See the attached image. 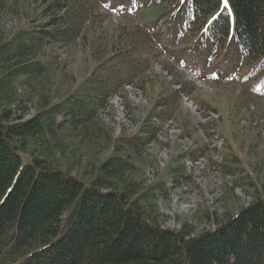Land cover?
I'll return each mask as SVG.
<instances>
[{"label": "trees", "instance_id": "1", "mask_svg": "<svg viewBox=\"0 0 264 264\" xmlns=\"http://www.w3.org/2000/svg\"><path fill=\"white\" fill-rule=\"evenodd\" d=\"M13 1L0 0V12ZM130 2L140 8L169 6L164 28L151 27L152 32L163 29L166 45L154 46L146 29L139 44L117 45L63 101H41L27 119L15 83L46 76L44 50L74 42L81 19L55 15L0 45V67H7L0 75V264H264L263 186L254 187V195L246 193L253 198L248 206L225 213L215 229L194 235L189 223L179 230L164 227L157 208L159 198L189 181L186 174L176 172L165 180L159 174L146 189V182L125 174L128 153H143L164 130L152 117L159 115L163 126L176 120L171 116L180 106L178 92L163 96L160 110L150 108L136 132L114 140L116 154L95 172L74 175L53 157L64 147L66 130L89 142L109 139L103 132L107 127L96 126L102 108L127 84L143 88L139 81L146 70L172 48L182 55L203 54L207 65L222 60L231 82L264 99V0ZM173 56L190 65L191 59ZM203 152L200 147L183 157L195 160ZM226 161L224 172H244L233 152ZM248 178L245 183L253 185Z\"/></svg>", "mask_w": 264, "mask_h": 264}, {"label": "rangeland", "instance_id": "2", "mask_svg": "<svg viewBox=\"0 0 264 264\" xmlns=\"http://www.w3.org/2000/svg\"><path fill=\"white\" fill-rule=\"evenodd\" d=\"M125 4L129 1L15 0L0 12V45L21 30L40 25L55 15L81 19L80 33L74 42L67 46L55 43L44 50L43 59L49 67L46 76L36 81L22 78L15 83L16 96L25 102V111H29L26 119L38 112L37 104L45 99L50 98L52 104L63 101L102 60L114 53L117 45L124 42L139 44L146 29L154 36V46L166 45L167 36L163 29L152 32L151 27L162 25V14L169 6L136 8ZM167 53L178 55L182 60L191 59L190 67L212 81L195 83L176 63L158 57L139 81L145 90L125 85L100 111L96 126L105 125L107 128L104 126L103 132L109 139L103 141L98 137L99 140L93 138L89 142L66 130L68 133L62 140L64 147L59 149L62 155L56 150L52 154L55 153L53 157L63 168H71L74 175H89L116 154L114 140L121 132L129 133L133 126L139 128L150 108L160 110L159 100L172 91L178 92L180 106L171 116L176 120L163 126L162 136L143 153H128L129 165L125 174L146 182L143 184L145 189L157 182L159 174L161 180L171 179L176 172L191 176L189 182L180 181L173 187L166 199L159 198L157 208L164 219V227L179 230L189 223L194 228L193 234L197 235L215 229L225 213L235 214L241 207L248 206L253 198L246 193L254 195L255 188L264 187V99L246 93L240 85L231 82L225 75L222 60L207 65L203 54L200 57L193 56V53L182 55L174 48ZM5 69L7 67H0V75ZM186 87L192 89L193 99L204 119H199V113L184 104ZM202 131L209 139L202 137ZM188 133L193 139L187 136ZM200 147L204 157L198 156L195 165L189 161L193 167L187 173L185 164L189 156L183 155ZM231 152L237 156V165L244 171L233 176L223 170ZM245 177L255 183L246 184Z\"/></svg>", "mask_w": 264, "mask_h": 264}, {"label": "built area", "instance_id": "3", "mask_svg": "<svg viewBox=\"0 0 264 264\" xmlns=\"http://www.w3.org/2000/svg\"><path fill=\"white\" fill-rule=\"evenodd\" d=\"M128 85H130V84H128ZM131 86V85H130ZM133 87V86H132ZM134 87H137V86H135L134 85ZM141 94H142V91H141ZM143 95V94H142ZM116 96H119V94H117ZM185 100H186V105L189 107V108H191L192 109V111H196L197 110V106L195 105V103L193 102V101H191L190 99H189V97L188 96H186L185 97ZM172 122H174L173 120H170L167 124L169 125V124H171ZM161 125L163 124L162 122H159ZM167 125V126H168ZM162 127H163V125H162ZM160 136H162V134H160ZM191 164H193V163H191Z\"/></svg>", "mask_w": 264, "mask_h": 264}, {"label": "bare ground", "instance_id": "4", "mask_svg": "<svg viewBox=\"0 0 264 264\" xmlns=\"http://www.w3.org/2000/svg\"><path fill=\"white\" fill-rule=\"evenodd\" d=\"M219 78H220V77H219ZM224 78H225V77H224ZM218 80H219V79H218ZM225 80H226V79H225ZM130 85H131V86H134L135 84H134V83H130ZM111 103H112V102H111ZM103 108H104V107H103ZM103 108H102V109H103ZM106 109H107V108H106ZM101 111H102V110H101ZM158 116H159V115H158ZM25 117H26V116H25ZM167 117H168V116H167ZM162 118H163V117H162ZM168 118H169V117H168ZM175 119H176V118H175ZM168 120H169V119H168ZM173 121H174V120H173ZM131 122H132V121H131ZM152 122H153V121H152ZM133 123H134V122H133ZM163 123H164V122H163ZM172 126H173V125H172ZM170 127H171V126H170ZM132 128H133V129H132ZM132 128H131L132 131L129 132V133H133V132H136V131L138 130L137 127L134 128V126H133ZM176 130H177V129H176ZM179 130H181V129H179ZM184 132H185V131H184ZM122 134H123V133L121 132L120 137L122 136ZM127 134H128V133H127ZM164 134H165V133H164ZM164 134H163V135H164ZM120 137H119V138H120ZM221 156H222V155H221ZM192 167H193V165H192ZM192 167H191V165H190V171H191V168H192ZM229 175H231V174H229ZM171 229H175V228H171Z\"/></svg>", "mask_w": 264, "mask_h": 264}]
</instances>
